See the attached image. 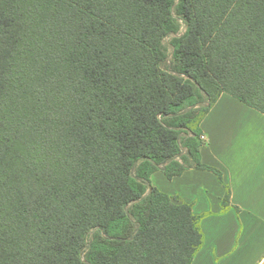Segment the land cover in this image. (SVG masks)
Returning a JSON list of instances; mask_svg holds the SVG:
<instances>
[{"label":"trees","instance_id":"1","mask_svg":"<svg viewBox=\"0 0 264 264\" xmlns=\"http://www.w3.org/2000/svg\"><path fill=\"white\" fill-rule=\"evenodd\" d=\"M264 115V0H0V264H191L221 94ZM264 264V263H263Z\"/></svg>","mask_w":264,"mask_h":264},{"label":"crops","instance_id":"2","mask_svg":"<svg viewBox=\"0 0 264 264\" xmlns=\"http://www.w3.org/2000/svg\"><path fill=\"white\" fill-rule=\"evenodd\" d=\"M200 129L201 162L221 173L228 209L221 208L226 190L210 171L187 170L172 180L158 171L151 185L202 215L203 243L191 264H263L264 115L223 93Z\"/></svg>","mask_w":264,"mask_h":264},{"label":"rangeland","instance_id":"3","mask_svg":"<svg viewBox=\"0 0 264 264\" xmlns=\"http://www.w3.org/2000/svg\"><path fill=\"white\" fill-rule=\"evenodd\" d=\"M211 257V256H210ZM202 264H217V263H213V262H207V260L204 262V263H202Z\"/></svg>","mask_w":264,"mask_h":264}]
</instances>
